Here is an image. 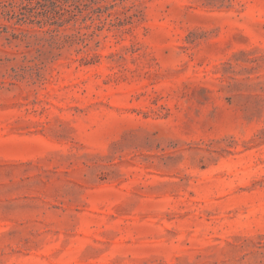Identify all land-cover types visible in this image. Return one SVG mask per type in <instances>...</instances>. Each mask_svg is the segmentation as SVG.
Wrapping results in <instances>:
<instances>
[{
  "label": "rangeland",
  "instance_id": "rangeland-1",
  "mask_svg": "<svg viewBox=\"0 0 264 264\" xmlns=\"http://www.w3.org/2000/svg\"><path fill=\"white\" fill-rule=\"evenodd\" d=\"M0 264H264V0H0Z\"/></svg>",
  "mask_w": 264,
  "mask_h": 264
}]
</instances>
